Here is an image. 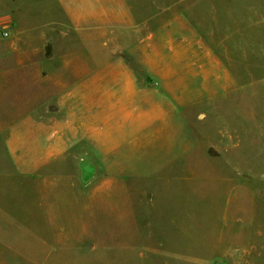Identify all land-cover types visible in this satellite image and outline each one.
Returning <instances> with one entry per match:
<instances>
[{"label":"rangeland","instance_id":"obj_1","mask_svg":"<svg viewBox=\"0 0 264 264\" xmlns=\"http://www.w3.org/2000/svg\"><path fill=\"white\" fill-rule=\"evenodd\" d=\"M90 1L155 126L85 195L0 182V264H264V0Z\"/></svg>","mask_w":264,"mask_h":264},{"label":"crops","instance_id":"obj_2","mask_svg":"<svg viewBox=\"0 0 264 264\" xmlns=\"http://www.w3.org/2000/svg\"><path fill=\"white\" fill-rule=\"evenodd\" d=\"M3 13L13 28L0 38V182H66L85 195L92 168L134 167L124 163L156 115L141 113L150 100L119 55L93 40V21H106L91 1L5 0Z\"/></svg>","mask_w":264,"mask_h":264},{"label":"built area","instance_id":"obj_3","mask_svg":"<svg viewBox=\"0 0 264 264\" xmlns=\"http://www.w3.org/2000/svg\"><path fill=\"white\" fill-rule=\"evenodd\" d=\"M13 28L12 23L9 20L0 21V30L2 33V37L8 38L11 35V30Z\"/></svg>","mask_w":264,"mask_h":264}]
</instances>
